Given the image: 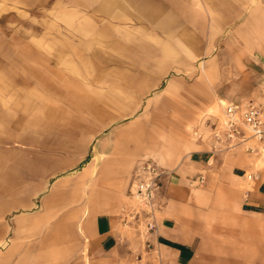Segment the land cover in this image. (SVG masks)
Listing matches in <instances>:
<instances>
[{
    "label": "crops",
    "instance_id": "0c3cea01",
    "mask_svg": "<svg viewBox=\"0 0 264 264\" xmlns=\"http://www.w3.org/2000/svg\"><path fill=\"white\" fill-rule=\"evenodd\" d=\"M81 1L98 29H140L150 44L161 29L178 44L157 38L145 65L165 74L134 91L123 121L87 117L74 137L38 107L31 132L10 134L0 109V264H264V152L211 135L222 103L264 105V0ZM80 108L121 113L119 100ZM145 163L159 174L154 219L132 195Z\"/></svg>",
    "mask_w": 264,
    "mask_h": 264
},
{
    "label": "rangeland",
    "instance_id": "374dc122",
    "mask_svg": "<svg viewBox=\"0 0 264 264\" xmlns=\"http://www.w3.org/2000/svg\"><path fill=\"white\" fill-rule=\"evenodd\" d=\"M96 13L94 2L81 0H0V109L9 118L5 132H31L33 118L41 115L35 113L38 107H56L54 116L70 119L74 137L87 117L92 122L134 116L123 112L132 106L130 96L134 91L150 92L146 84L164 73L161 66L145 65L161 56L157 38L176 47L178 42L171 37L177 35L153 29L156 41L145 43L148 35L140 29L126 34L98 29L103 19ZM197 69L203 72L202 62ZM113 93L118 97H107ZM114 100L120 101V114L81 113L82 106H104ZM143 100L136 98L138 107ZM68 107L72 114L60 113Z\"/></svg>",
    "mask_w": 264,
    "mask_h": 264
},
{
    "label": "built area",
    "instance_id": "2783aa9c",
    "mask_svg": "<svg viewBox=\"0 0 264 264\" xmlns=\"http://www.w3.org/2000/svg\"><path fill=\"white\" fill-rule=\"evenodd\" d=\"M223 114L220 121L211 124V135L219 147L225 149L242 148L246 152H264V105L251 101L222 103ZM143 177L135 185L132 193L143 212L154 219V198L159 188V174L150 163L142 167ZM154 228L152 220L146 224Z\"/></svg>",
    "mask_w": 264,
    "mask_h": 264
}]
</instances>
